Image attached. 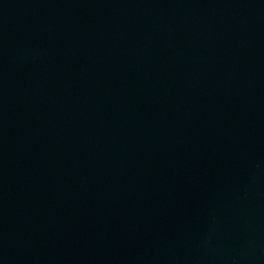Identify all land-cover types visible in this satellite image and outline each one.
<instances>
[{
    "label": "water",
    "instance_id": "water-1",
    "mask_svg": "<svg viewBox=\"0 0 264 264\" xmlns=\"http://www.w3.org/2000/svg\"><path fill=\"white\" fill-rule=\"evenodd\" d=\"M0 264H264V0H0Z\"/></svg>",
    "mask_w": 264,
    "mask_h": 264
}]
</instances>
